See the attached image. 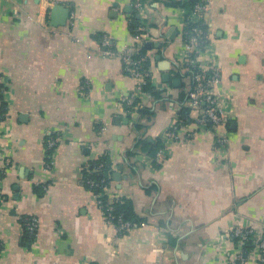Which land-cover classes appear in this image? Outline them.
I'll use <instances>...</instances> for the list:
<instances>
[{
	"label": "crops",
	"instance_id": "0c3cea01",
	"mask_svg": "<svg viewBox=\"0 0 264 264\" xmlns=\"http://www.w3.org/2000/svg\"><path fill=\"white\" fill-rule=\"evenodd\" d=\"M171 1L186 0H147L142 14L132 0H0V264H258L257 246L226 234L264 231V0H200L208 42L197 62L220 72L226 120L217 127L180 115L189 10ZM55 4L69 8L63 26L50 25ZM133 14L144 23L139 43ZM104 35L116 51L145 48L151 88L138 99L151 115L125 109L134 82L118 55L104 53ZM157 137L166 154L154 166L136 142ZM104 155L108 195L130 199L144 222L124 234L83 180V167ZM27 215L38 220L33 236Z\"/></svg>",
	"mask_w": 264,
	"mask_h": 264
},
{
	"label": "built area",
	"instance_id": "2783aa9c",
	"mask_svg": "<svg viewBox=\"0 0 264 264\" xmlns=\"http://www.w3.org/2000/svg\"><path fill=\"white\" fill-rule=\"evenodd\" d=\"M147 0H132V5L139 14H142ZM204 4L197 2L191 11L188 12L187 18L195 23H200V20L204 18L205 8ZM142 27L137 28V33L134 34V39L136 43L142 41L144 35H142ZM183 40L186 48L185 60L183 63V68L190 70L188 75L190 80V86L186 92L187 95V105L190 107L191 111L197 114V122L200 126H213L217 127L223 124L226 117L220 105V97L215 90V86L220 81L219 69L214 65H209L207 68H202L197 62V55L201 51L200 45L204 41L206 34L200 26H194L191 28V32L183 31ZM101 44L105 47L104 53L109 55H118L120 57L122 69L125 74H127L134 82L133 90L128 97L124 99V104L128 112H132L140 107V104H133V101L138 99V95L143 92V87L147 84L150 77V71L143 67V62L146 60V55H141L137 53L138 47L131 46L129 48H124L120 51H116L112 48V42L107 35L101 38ZM90 89V82L88 80H83L77 88V93L81 96L88 94ZM4 90H0V104L3 101ZM1 116V113H0ZM1 121V119H0ZM103 129V128H102ZM101 129V130H102ZM177 131V124L171 126V130L168 131V135L175 136ZM225 139L220 137L218 141L222 142ZM48 147L51 148L55 145L56 140L53 138L48 139ZM166 154V148H159L155 153V161L159 163ZM103 162L101 161L96 165L92 172H99ZM87 166L83 168H87ZM3 168L0 167V173H3ZM110 169L107 170L105 178L96 180L91 177L83 178L85 184L88 186L90 191L93 187H100V191L93 192L98 208L100 209L105 222L112 225L116 231L120 234L130 231L136 226H141L144 222H140L139 225L131 223L130 221L123 220L120 217L115 219V217L108 212L111 209V204L114 200L118 199L117 196L108 195V184L110 182L109 175ZM3 200L2 193L0 191V203ZM22 223L25 230L30 236H33L36 231L38 220L34 215L23 216ZM226 236L230 239L237 238L241 243L251 242L260 250V255L258 259V264H264V231L261 230L260 234L253 233L251 229L243 228L240 225L233 226ZM241 258V257H238ZM231 264H235L234 260Z\"/></svg>",
	"mask_w": 264,
	"mask_h": 264
},
{
	"label": "trees",
	"instance_id": "16d2710c",
	"mask_svg": "<svg viewBox=\"0 0 264 264\" xmlns=\"http://www.w3.org/2000/svg\"><path fill=\"white\" fill-rule=\"evenodd\" d=\"M197 2L204 4L200 0H186L184 2L171 1L170 4L172 6H182L185 9L191 11L192 8L194 7V5ZM131 17H132V21H131V23L129 25V28H130L131 32L133 34H135V33L138 32L137 28L138 27H142L144 23H143L141 18L135 17V14H133ZM194 26H200L203 29L204 33L207 35V25H206V23L204 22L203 19L200 20V23H195V22L190 21L188 18H186L184 31L185 32H191V28L194 27ZM96 36H97V34H96ZM207 42H208L207 41V36H205L204 37V41L200 45V50H203L205 48ZM145 52H146V50H145V48L143 46H141L137 50V53L141 54V55H145ZM148 65H149V60H148V58L146 56V60L143 62V67L142 68H146L147 69V68H149ZM185 73H186V75H189L190 74V70L187 69L185 71ZM150 88H151V86H150V83H149V80H148L147 84L143 87V92L144 91L148 92L150 90ZM1 89L2 90L4 89V85H3V83L0 82V90ZM133 104L134 105L135 104H140L139 99L134 100ZM124 107H125V109H127L125 104H124ZM138 109H139L138 111L142 115H146V114L151 115L152 114V112H150L146 108L142 107V108H138ZM190 111H191L190 107H183L181 112H180V115L181 116H187L188 113H190ZM5 112H6V104H5V102L2 101L1 104H0V113H1L0 119L1 120L4 118ZM136 128L137 129H145V128H147V125L146 124H141L140 122H137L136 123ZM136 145L140 146V148H141V150L143 152H145L146 154H148L149 156L152 157V159L154 161L153 162L154 166H158V163L155 161L154 157H155L156 151L159 148L163 147V143H162L160 138H158V137L154 138L150 142L145 140V139H139L136 142ZM50 154H51V148H47L46 149V155H47L46 156V160H49L48 157H49ZM101 161L103 162V166L101 167V170L99 172H92L91 169H93ZM108 169H110V172H109L110 177L107 180H110L111 179V162H110L109 156L104 155L102 157L97 158L96 160H91L88 163V167L86 169L83 168L82 176H83L84 179H85V177H91V178H94L96 180H100L101 178H105L106 177ZM1 176H2V174L0 173V177ZM34 189L36 191H39L38 187H35ZM91 189H92L93 192L97 193V192L100 191L101 188L97 186V187H93ZM108 212L110 214H112L115 217V219L120 217L121 219L130 221L131 223H134L136 225H139L140 222H143V219L138 217L135 214L134 208H133V202L130 199H127V198H118V199L114 200L113 203L111 204V209H109ZM122 234H124V233H122ZM25 236H27L26 233H25ZM248 243H250V242H248Z\"/></svg>",
	"mask_w": 264,
	"mask_h": 264
},
{
	"label": "water",
	"instance_id": "95a60500",
	"mask_svg": "<svg viewBox=\"0 0 264 264\" xmlns=\"http://www.w3.org/2000/svg\"><path fill=\"white\" fill-rule=\"evenodd\" d=\"M69 17V8H67L64 5L61 4H55L50 8L49 11V21H50V25L53 27H57V26H63L65 25L67 18ZM136 17H138V15H136ZM157 45V44H155ZM148 49L150 48V44L147 43L145 45ZM166 69L167 66L165 65L164 67H162V69ZM165 78H168V73L164 74ZM113 123L116 124L118 123V120L120 121L121 119L118 118L117 116L113 118ZM123 122L127 123V118H124L122 120Z\"/></svg>",
	"mask_w": 264,
	"mask_h": 264
}]
</instances>
